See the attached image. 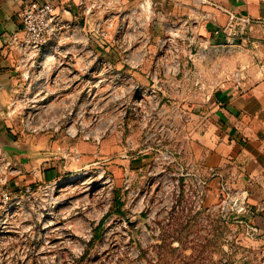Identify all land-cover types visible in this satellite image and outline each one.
I'll return each instance as SVG.
<instances>
[{
  "label": "rangeland",
  "instance_id": "1",
  "mask_svg": "<svg viewBox=\"0 0 264 264\" xmlns=\"http://www.w3.org/2000/svg\"><path fill=\"white\" fill-rule=\"evenodd\" d=\"M83 11L88 39L73 41H92L96 63L83 58L66 99H20L9 123L47 129L62 158L88 159L30 182L7 217L0 264H264L246 196L216 192L194 158L216 87L262 70L264 23L215 47L156 0Z\"/></svg>",
  "mask_w": 264,
  "mask_h": 264
},
{
  "label": "crops",
  "instance_id": "2",
  "mask_svg": "<svg viewBox=\"0 0 264 264\" xmlns=\"http://www.w3.org/2000/svg\"><path fill=\"white\" fill-rule=\"evenodd\" d=\"M31 1L0 0V156L4 157L0 158V176L7 174L6 185L18 196L30 182L34 186L47 182L88 158H62L61 145L48 136L47 129L16 130L9 123L13 104L25 96L43 101L66 99L67 82H77L82 76L78 68L86 66L83 58L87 55L89 66L96 63L93 61L98 49L92 41H73L78 37L88 39L83 8L93 0H55L58 36L45 46L46 55L39 64L40 56L29 52L23 43L20 11ZM156 1L170 8L172 18L192 22L191 27L205 44L213 46L235 42L215 34L216 28L227 22L230 10L249 14L255 24L264 23V0ZM212 99L213 109L199 133V154L194 158H201L203 171L213 181L216 192L229 186L246 196V209L251 212L248 219L264 237V66L244 80L222 81ZM43 104L45 112L50 104ZM3 211L0 205V216Z\"/></svg>",
  "mask_w": 264,
  "mask_h": 264
},
{
  "label": "built area",
  "instance_id": "3",
  "mask_svg": "<svg viewBox=\"0 0 264 264\" xmlns=\"http://www.w3.org/2000/svg\"><path fill=\"white\" fill-rule=\"evenodd\" d=\"M23 30L24 46L29 48L33 54L40 56L39 64H42V58L46 55L45 46L56 36H58V15L56 11L55 0L44 2L33 0L24 5L20 11ZM254 18L249 14L236 13L229 11V18L224 25L218 26L215 30L217 36H224L227 40L236 39L247 32L254 24ZM223 44V43H222ZM3 160V156H0ZM7 174L5 172L0 176V205L4 211L0 216V241L4 237L5 226L8 223L10 209L15 202L19 201V196L7 187ZM34 192L32 184L24 186L22 195H31ZM245 210L238 209V211ZM256 226H251L250 232L257 231Z\"/></svg>",
  "mask_w": 264,
  "mask_h": 264
},
{
  "label": "water",
  "instance_id": "4",
  "mask_svg": "<svg viewBox=\"0 0 264 264\" xmlns=\"http://www.w3.org/2000/svg\"><path fill=\"white\" fill-rule=\"evenodd\" d=\"M224 46H228V45H226V44H219V45H216L215 47H224ZM242 199H243V196H241V198H240V200H239L240 203H242ZM243 206H244V205L239 204V205L237 206V208H238V209H242Z\"/></svg>",
  "mask_w": 264,
  "mask_h": 264
}]
</instances>
